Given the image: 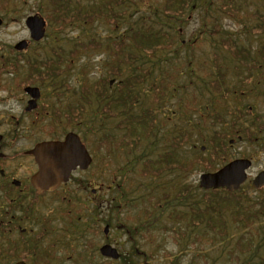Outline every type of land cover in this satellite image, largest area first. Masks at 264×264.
Segmentation results:
<instances>
[{
	"label": "trees",
	"instance_id": "obj_1",
	"mask_svg": "<svg viewBox=\"0 0 264 264\" xmlns=\"http://www.w3.org/2000/svg\"><path fill=\"white\" fill-rule=\"evenodd\" d=\"M152 1L157 0L42 2L43 7L40 12L45 8L44 12H48L50 17L59 22V28L81 27L89 31V35L78 43L81 52L77 48L67 51L68 61L78 60L81 54L86 55L100 50L106 51L109 57V62L104 63L106 77L89 79L86 76V69L82 70L84 76L78 99L72 109L67 110L66 126L79 130L77 123L80 121L82 124L85 116H89L91 122L97 119L114 122L113 132L102 133L96 142L87 137V135H95V130L81 134L83 142L92 150L93 158L102 152L105 157L113 158L119 155L126 160V167L129 168L133 164L128 156L132 155L131 159H135L137 175L149 176L165 182L161 192L151 195L146 204H143V197L136 196L138 187H133L131 181L126 188L115 185L113 178L108 182L110 187L114 186L119 191L114 197H109L105 203V212L108 214L103 221L124 224V235L130 250L128 255L121 257L122 264H136L132 260V253L139 244L138 235L146 242L148 240V244L160 248V244L155 242L156 233L163 235L164 243L170 239L179 248L187 244L191 250L196 249L201 254L216 244L223 250L232 242L231 249L225 251L228 255L227 260L238 261L241 256L257 253L260 246L257 245L258 243L254 246L252 240L255 236L258 237L260 227L264 225L258 223L261 219V222H264V196L246 201V197L238 191L234 193L221 189L204 191L198 186L171 184L169 178L172 175L183 176L196 168L205 171L214 170V165L228 156L224 148L229 133H233L237 120L248 115L249 112L244 108L242 113L239 112L237 115L233 113L232 118L237 120L230 125L232 129L221 132L217 138L214 137L216 144H213L215 146L211 147V153L208 152L207 156L199 150L194 152L192 158L188 154L181 153L183 146L193 138L194 132L199 135L201 132L189 128L163 134L162 130L166 122L157 119V111L162 103L172 97L170 86L175 84L172 81L179 76V67L171 66L175 70L173 74H169L167 70L163 71L161 66H157L161 63V59L156 58V55L181 48L178 28L183 27L189 16L191 20L192 14L200 11L203 13L200 22L203 28H200V34L209 39L213 47L222 49L227 54L230 62L235 64L234 73L241 79L232 92L226 86L224 73L217 64L220 57L214 53L209 73L213 78L207 77L208 80L203 82L199 90L226 100L232 94L234 98L242 96L240 92H247L245 86L252 81L257 63H264V46L261 45L255 54H252L250 47L238 46L229 35L224 36L225 31L222 29L219 15L231 20H244L250 27L249 33L259 38L264 37V16L254 12L244 18L242 11L245 10L243 7L245 3L236 0H162L157 1L160 9L155 10L154 18L145 19L140 15L141 7ZM9 6H11L10 0H0V11H7ZM127 13L131 19L137 16L136 20L116 36L109 35L103 38L92 32L91 29L96 23L110 24L116 29L122 24L123 19L126 20ZM98 38L106 43L102 44ZM71 43L76 44L77 40ZM69 68L70 66L68 70ZM192 71L190 69V72ZM160 74L166 76L168 81L165 82L164 78H160ZM111 79L115 80L112 89L109 86ZM145 88L150 94V102ZM111 92L115 93L114 97ZM192 102L194 98L192 100L190 97L184 101V110H190L187 103L190 107ZM177 106L180 108L179 105ZM254 118L259 122L263 121L259 116ZM194 127L198 126L194 125ZM244 132L247 137L250 136L249 130L245 129ZM139 148L143 151L134 153L138 152ZM106 161H109V158ZM98 163L100 165V162ZM103 171L104 169H100V172ZM100 192L101 190L98 191ZM141 205L143 208H140ZM162 220L172 225L159 226ZM71 221L80 222V216H76ZM183 251L186 250L181 249L180 253ZM166 254L167 257H172ZM171 264H179L178 257L174 258ZM200 264H208L206 257ZM257 264H264V255H259Z\"/></svg>",
	"mask_w": 264,
	"mask_h": 264
},
{
	"label": "rangeland",
	"instance_id": "obj_2",
	"mask_svg": "<svg viewBox=\"0 0 264 264\" xmlns=\"http://www.w3.org/2000/svg\"><path fill=\"white\" fill-rule=\"evenodd\" d=\"M157 1L161 2L162 0ZM157 1H152L149 4L143 5L140 10V15H143L145 19L154 18L153 13L155 10L160 9ZM236 1L245 3L243 4L245 10L242 11L244 18H247L254 12L264 16V0ZM42 2L47 3V0H10L11 6L8 7L7 11H2L3 13L0 12V18L3 20V23L0 26V41L3 43H13L26 37L27 32L24 27V18L36 13L47 18L45 21L46 24L48 23L45 34L47 37L42 40L41 44L47 46V48L50 47L55 50L57 49V53H59L58 57L65 56L64 53L65 51L67 52L68 49L77 48L78 51L81 52V49L78 48V43L80 40L84 39V37L89 35L88 29H83L81 27H71L66 29L59 28V22H56L50 17L48 12H44L45 8L43 12H40V9L43 7ZM202 16V12H195L192 14L191 20L189 16L187 21L183 24V27L178 28V40L182 42L181 48L156 55V58L161 59V63L157 66H161L163 71L167 70L169 74H173L175 70L171 66L175 65L179 67V76L175 81H172L175 84L170 86V92H172L173 95L167 102L162 103L157 111V119L166 122L165 128L162 130L164 135L173 133L178 129L188 130L190 128V121L192 123L193 118L190 117V110H184V101L193 94L192 88L195 87L200 80H206L207 77L213 78L209 73L211 72L210 64L213 60L214 53H217L220 57L217 60V64L224 73L226 85L232 92L234 91L233 89L238 86L237 80H239V76L234 73L235 64L230 62L227 54H225L222 49L218 50L215 46L213 47L212 42L200 34V28H203V24H200V22H202ZM136 17L137 16H134L131 19L129 13H127L126 20L123 19L122 24L116 29H113L110 24L96 23L91 30L103 38H107L109 35L116 36L123 32L131 22L135 21ZM219 18L221 19L222 29L225 31L224 36L229 35L235 40L238 46L245 48L250 47L252 54H255L261 45L264 46V37L259 38L252 36L249 33L250 27L249 25H246L247 23L244 20H231L222 15H219ZM205 31L206 30L204 29V32ZM95 38L96 37H93V39ZM75 40H77L76 44L71 43ZM98 40L102 44L106 43L101 38H98ZM105 62H109V57L108 53L104 50L88 53L86 55L81 54L79 59L73 62L71 70L66 72L60 81L66 80L69 86L78 93L80 82L84 76L82 70L86 69V76L89 79L106 77ZM190 69L193 71L190 72ZM160 76V78H164L165 82L168 81L167 77L163 76V74H160ZM158 79L159 77L157 80ZM109 86L110 89H112L114 83ZM251 87L252 85H249L246 88L249 89ZM61 88L64 95L59 99L55 96H51L49 99L51 106L56 107L61 103L66 107L67 104L71 102V98H73V101L76 103L78 95L75 94L74 91L71 93L65 91L63 86H61ZM256 89L257 95H249L247 93V95L238 99H235L233 94L230 95V98L225 100L220 106L222 108H219L220 114L224 120L223 123L221 125L216 124V126H213L209 120H207L206 125L201 122L199 125L203 126L205 130L195 128L201 132V135L194 132L193 138L183 146L181 153L188 154L191 157L194 155V152L201 150L200 146H203L204 149L202 152H205V155L207 156L208 148H211L212 146H215L213 144H216V141L213 138L216 135L214 131H228L227 129L230 128L229 122L233 117V113L239 108V106L241 107L245 105L246 107H252L254 115L264 119V79ZM147 90L148 89L145 88V93L148 94V102H150V94ZM111 93L114 97L115 93ZM210 98L211 97L208 93L205 92L203 97H200L199 95L195 96V101L201 102V105L204 106L209 105L210 101L213 102L212 104L218 103L217 101H213L212 98L210 100ZM177 105H179L180 108H178ZM187 107L190 109L188 103ZM113 123L114 122L110 121H101V119L91 122L89 116H85V120H82V124L80 121L77 123L79 125V130L72 126H66V131H74L81 136L83 132L95 130V135H87V137L89 140L96 142L102 133L106 131H108V133L113 132ZM244 123H246V121H244ZM254 137H257L255 141H249L243 137L237 139V134L234 132L229 133L228 139H230V141L232 140V142L230 143L227 140L225 146L227 147L226 153L228 156L219 163V165L223 164L230 158L251 159L252 165L247 170V181L238 190L239 194L246 197V201H251L264 196V188L261 190H255L250 186V180L253 179L260 170L264 169V133H260L259 135L255 134ZM86 148L92 157V164L83 172L75 171L72 173V179L66 186L60 189L55 195H50L44 198L43 202H41V204L44 205V209H42L39 214L37 212V215H40V217L45 216L47 219H51L53 223H67L66 213L70 214L71 219L80 216V222L73 221V223H79L81 230H83L84 225H86L84 228L85 230L89 227L90 223L97 224L99 227L95 234L101 237L103 236L102 228L107 224L103 221L108 214L105 212V203L109 197H114L115 193L119 191V189H116L114 186L110 187V183L108 184L112 178L115 185H119L121 188H126L131 181L134 185L133 187H138L136 196L140 195L143 197V204H146L150 200L151 195L159 194L162 190V185H164L165 182L157 178L149 176L140 177L137 175L134 166L135 159H131L132 155L128 156V158L132 161L133 165L128 168L126 167V160L119 155H115L113 158L105 157L102 152L97 154V157L93 158L92 150L87 146ZM142 151L143 149L139 148V151L134 153ZM108 158L109 161H106ZM98 162H100V165ZM100 169H104V171L100 172ZM203 172H205L204 169L200 170L199 168H196L187 174H183V176L178 177L177 175H172L169 178V183H178L181 185L187 184L191 187H199V175ZM92 189H95L94 193H91ZM99 190H101L100 193H98ZM197 193L199 192L197 191ZM63 197L64 199H62ZM60 199H62V201H60ZM140 208H143V205H141ZM261 221L258 223H264ZM109 225L108 233L111 234V242L114 243L120 254L128 255L130 247L124 235V224L110 223ZM171 225L172 223H169L166 220H162V222L159 223V226L170 227ZM259 231L260 232L257 236L260 238L255 236L254 240H252L254 246L257 243V245H260L257 253H249L245 256H241L238 261L235 260L233 262H228L227 260L228 255L225 251L231 249L232 242L223 250L220 249V245L216 244L212 248H207V250L201 254V252L196 249L191 250L190 247H187V244H184L182 248H179L174 245L170 239H167V242L164 243L163 241H165V238H163L161 233L155 234L157 238L155 242L160 244V248L153 244H148V240L146 242L145 239L138 235L137 241L139 244L133 249L132 260L136 264H171L172 260L178 257L179 264H200L201 260L206 257V262L208 264H257L259 255H264L263 224ZM91 234L92 232L90 235ZM181 249L186 251L180 253ZM166 253L170 254L172 257H167L168 255ZM203 254L205 255L202 257ZM67 264L70 263L67 261ZM115 264L122 263L119 262Z\"/></svg>",
	"mask_w": 264,
	"mask_h": 264
},
{
	"label": "flooded vegetation",
	"instance_id": "obj_3",
	"mask_svg": "<svg viewBox=\"0 0 264 264\" xmlns=\"http://www.w3.org/2000/svg\"><path fill=\"white\" fill-rule=\"evenodd\" d=\"M26 17V37L0 41V264H115L100 254L103 245L115 247L109 230L103 234L102 228L100 237L99 226L90 223L83 235L79 223H53L37 215L39 202L61 188L37 193L30 183L37 166L28 151L67 132L66 107L60 103L52 109L49 102L62 95L65 66L57 49L41 44L47 18L43 38L34 41ZM19 42L25 44L21 49ZM248 110L252 113V107Z\"/></svg>",
	"mask_w": 264,
	"mask_h": 264
},
{
	"label": "water",
	"instance_id": "obj_4",
	"mask_svg": "<svg viewBox=\"0 0 264 264\" xmlns=\"http://www.w3.org/2000/svg\"><path fill=\"white\" fill-rule=\"evenodd\" d=\"M25 24L33 40L37 41L42 37L44 24L41 18L29 16ZM24 45V42H20L17 47L21 49ZM28 153L33 155L38 166L37 172L31 177V184L38 193L56 189L62 182L68 180L72 170L76 167L84 170L90 163L86 149L73 133H68L63 141L39 143ZM249 167L250 161L247 159L233 160L214 173L201 174L199 186L203 189L225 188L233 192L245 181L246 170ZM252 185L255 188L264 185V171L254 177ZM104 232H107V227ZM100 253L113 259L118 258L116 250L109 246L101 247Z\"/></svg>",
	"mask_w": 264,
	"mask_h": 264
},
{
	"label": "bare ground",
	"instance_id": "obj_5",
	"mask_svg": "<svg viewBox=\"0 0 264 264\" xmlns=\"http://www.w3.org/2000/svg\"><path fill=\"white\" fill-rule=\"evenodd\" d=\"M253 75L254 76L252 78V87L249 89L250 95H256L257 94L256 87L259 86L262 83V80L264 79V63H262V62L257 63L256 69L253 71ZM255 119L256 118H254V117H246L243 120L244 127L249 131H251V130L254 131V133L256 135H259L260 133H264V126H262V124H264V119H262L263 120L262 122H259ZM244 121H246V123H244ZM261 171H264V169L260 170V172ZM235 192H237V191H235ZM80 231L83 235H86V231L84 230V227H83V230H80ZM103 246H109L110 248L115 249L117 254H118V257L124 256L123 254L119 253V251L116 247H112L110 245H103ZM102 256H104V255H102ZM108 258L113 259L111 257H108Z\"/></svg>",
	"mask_w": 264,
	"mask_h": 264
}]
</instances>
